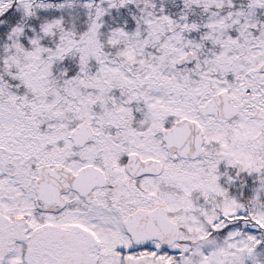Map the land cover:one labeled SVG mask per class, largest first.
Listing matches in <instances>:
<instances>
[{
  "label": "snow or ice",
  "instance_id": "obj_1",
  "mask_svg": "<svg viewBox=\"0 0 264 264\" xmlns=\"http://www.w3.org/2000/svg\"><path fill=\"white\" fill-rule=\"evenodd\" d=\"M0 264H264V0H0Z\"/></svg>",
  "mask_w": 264,
  "mask_h": 264
}]
</instances>
